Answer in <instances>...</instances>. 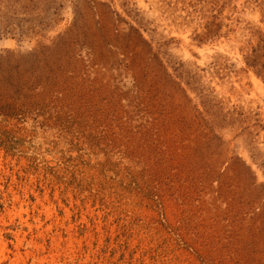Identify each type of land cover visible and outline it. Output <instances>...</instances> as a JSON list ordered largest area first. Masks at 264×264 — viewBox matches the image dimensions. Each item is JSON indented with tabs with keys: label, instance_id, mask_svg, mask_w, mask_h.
<instances>
[{
	"label": "rangeland",
	"instance_id": "rangeland-1",
	"mask_svg": "<svg viewBox=\"0 0 264 264\" xmlns=\"http://www.w3.org/2000/svg\"><path fill=\"white\" fill-rule=\"evenodd\" d=\"M0 264H264V0H0Z\"/></svg>",
	"mask_w": 264,
	"mask_h": 264
}]
</instances>
